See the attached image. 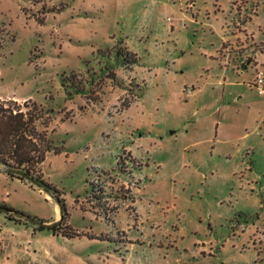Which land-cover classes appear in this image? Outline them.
I'll use <instances>...</instances> for the list:
<instances>
[{
  "label": "rangeland",
  "instance_id": "rangeland-1",
  "mask_svg": "<svg viewBox=\"0 0 264 264\" xmlns=\"http://www.w3.org/2000/svg\"><path fill=\"white\" fill-rule=\"evenodd\" d=\"M259 71L264 0H0V95L37 100L13 108L63 148L38 167L66 205L59 235L115 232L136 243L130 264H264ZM8 169L0 203L56 219L55 196ZM10 215L0 264L66 263L69 245Z\"/></svg>",
  "mask_w": 264,
  "mask_h": 264
},
{
  "label": "trees",
  "instance_id": "trees-1",
  "mask_svg": "<svg viewBox=\"0 0 264 264\" xmlns=\"http://www.w3.org/2000/svg\"><path fill=\"white\" fill-rule=\"evenodd\" d=\"M114 55L116 60L115 67L128 68L134 63V60H131V54L122 50H118ZM109 67L107 66L106 69ZM77 94H80V91ZM14 105H16L15 101L0 102V163L6 164L9 169L24 173L25 176L35 178L47 192L55 196L63 208L61 220L49 228L39 226L38 229L40 231L47 229L53 234L59 235L62 225L67 220L66 205L62 197L58 194L57 188L43 178L42 173L38 171V167L44 164L48 153L54 152L55 154H60L63 148L52 147V144H48L46 134L40 132L36 126L39 116L25 113L20 108L15 110L13 108ZM40 108L42 111L43 107L40 106ZM7 174L22 181H27L25 176L17 173L8 172ZM95 177L98 178L100 176L97 175ZM98 183H100V179H94L90 182L92 186L91 191L96 198V194L99 192ZM0 207L8 209L9 212L6 214H8L7 218L10 221L15 220L10 214L17 210L4 203H0ZM61 235L74 238L80 234L69 231L63 232Z\"/></svg>",
  "mask_w": 264,
  "mask_h": 264
},
{
  "label": "crops",
  "instance_id": "crops-1",
  "mask_svg": "<svg viewBox=\"0 0 264 264\" xmlns=\"http://www.w3.org/2000/svg\"><path fill=\"white\" fill-rule=\"evenodd\" d=\"M29 3V1H28ZM30 5V3H29ZM50 5L48 4V7ZM55 5L52 6L51 9H54L53 11L49 10L48 8L46 9L47 11L45 12L44 16V22L47 20V17L51 14H62L65 7L63 5H59L58 8H54ZM33 8L37 15H38V6H31ZM36 15V17H37ZM253 20V17L249 19L244 24V28L242 29V34H247L250 33L249 26ZM253 33V32H252ZM235 34V33H234ZM236 36V35H235ZM248 53V52H247ZM260 58H258L257 61H259ZM251 66V65H249ZM248 66V67H249ZM259 63L255 65V67H258ZM128 71V70H127ZM131 74H133V70H129ZM127 75V74H126ZM48 98L47 96L45 99ZM0 99L2 100H7V101H18V102H25L28 100H33L37 101L35 99H32L30 97H19L17 95H7V96H2L0 95ZM44 104V103H43ZM46 197L50 199V195L46 194ZM51 200V199H50ZM56 213L57 217L56 219L52 221H46L48 223H52L55 221H58L60 217V208L59 205L56 204ZM114 225V223H113ZM109 227H112V223L109 225ZM91 229H94L92 227ZM40 231V230H39ZM49 231V230H48ZM85 232H81L83 235H79L74 238H69L63 235H55L51 231L50 237L48 238L51 241H57V240H63L64 243H66V253H67V260L65 264H130L129 261V254L130 252L134 249L135 247V242L131 241L130 239H122V238H117L115 235V232H109L108 235H106L103 238L97 237V238H92L90 235H88V232L84 230ZM37 231L34 230L33 235L36 236ZM126 239V240H125ZM71 242H76L77 247H73L70 243ZM85 243H87L85 245ZM5 251V249H4ZM3 251V252H4ZM30 252V249H29ZM31 253V252H30ZM125 253V255H124ZM34 256V255H33ZM36 257V256H34Z\"/></svg>",
  "mask_w": 264,
  "mask_h": 264
},
{
  "label": "water",
  "instance_id": "water-1",
  "mask_svg": "<svg viewBox=\"0 0 264 264\" xmlns=\"http://www.w3.org/2000/svg\"><path fill=\"white\" fill-rule=\"evenodd\" d=\"M8 172L17 173L19 175L25 176L24 173L16 171V170H13V169H9ZM25 178H27V180H29L31 183L37 185L39 188L45 190L42 187V185L35 178L29 177V176H25ZM58 204H59V206L61 208V218H62V216H63V208H62V206H61V204L59 202H58ZM0 211L5 212V213L9 212L8 209H4L3 207H0ZM11 214H14V215H16L18 217L24 218L28 222H31V223H33V224H35L37 226H42V227H45V228H49V227L53 226L54 224H56L58 222V221H55V222H52V223L44 222V221H41V220H39L37 218L29 216V215H27V214H25L23 212H20V211H13V212H11Z\"/></svg>",
  "mask_w": 264,
  "mask_h": 264
},
{
  "label": "built area",
  "instance_id": "built-area-1",
  "mask_svg": "<svg viewBox=\"0 0 264 264\" xmlns=\"http://www.w3.org/2000/svg\"><path fill=\"white\" fill-rule=\"evenodd\" d=\"M252 85L257 88L260 93L264 94V72L259 71L257 73V77Z\"/></svg>",
  "mask_w": 264,
  "mask_h": 264
}]
</instances>
